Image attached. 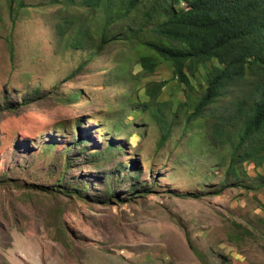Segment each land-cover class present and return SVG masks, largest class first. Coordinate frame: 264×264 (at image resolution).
Masks as SVG:
<instances>
[{"label":"rangeland","instance_id":"1","mask_svg":"<svg viewBox=\"0 0 264 264\" xmlns=\"http://www.w3.org/2000/svg\"><path fill=\"white\" fill-rule=\"evenodd\" d=\"M23 1V18H16L9 1L0 0V264H264V237L258 231L240 239L232 235L264 230L254 223L264 218V190L244 192L231 185L212 196H191L197 183L186 166L188 153L195 156L191 144L187 150L186 138L180 140L178 154L174 135L156 152L160 130L140 113L139 104L126 103L134 108L128 129L114 136L125 140L124 153L116 154L119 148L113 153L116 145L108 142L115 131L113 114L105 102L122 104L125 89L132 100L145 101V82L166 79L158 100L176 104L185 101L183 86L164 67L143 76L134 56L137 42L107 44L102 56L73 78L70 73L86 56L56 40L53 13L59 6ZM117 68L121 75L141 74L138 81L124 82L117 79ZM74 91L80 92L76 103L60 102L59 96ZM79 137L88 140L90 151L104 146L108 163L103 168L83 162L78 146L64 168V153ZM117 160H133L142 170L141 180L157 175L158 185L188 195L171 197L151 189L131 201L118 188L117 195L105 199L102 172L111 171ZM246 166L254 175V165ZM82 183L84 192L77 189Z\"/></svg>","mask_w":264,"mask_h":264},{"label":"trees","instance_id":"2","mask_svg":"<svg viewBox=\"0 0 264 264\" xmlns=\"http://www.w3.org/2000/svg\"><path fill=\"white\" fill-rule=\"evenodd\" d=\"M8 1L10 12L16 18H23L20 8L25 2ZM15 1L16 5L13 4ZM45 2L59 6L53 13L56 40L65 48L86 56L81 66L70 73L73 78L93 58L102 56V48L107 44L121 41V45L130 46L137 42L134 56L143 76L164 67L171 73L169 78L176 79L183 86L185 101L176 104L172 100H158L166 79L145 82V101L139 97L132 100L130 90L124 88L122 104L115 106L105 102L108 111L113 114L115 131L108 140L113 146L116 145L113 153L118 148L116 154L124 153L125 140L118 141L114 136L119 130L128 129V113H132L134 108H128L127 104H139L140 113L149 116L160 130L156 152H161L162 144L172 141L174 135L179 137L172 142L179 150L178 154L182 153L180 140L186 138L188 144L183 143L187 145V150L191 144V153L195 156L188 153L190 164L186 166L189 175H194L197 182L195 189L189 193L191 196H212L213 193L219 194L221 187L231 185L243 188L244 192L264 190V0ZM123 20L125 22L121 23ZM65 24L69 27H64ZM149 33L156 34L158 39L146 37ZM13 54L11 48L10 55L13 57ZM117 70L119 68L116 74L120 75L117 79L122 78L124 82L138 81L141 74L121 75ZM34 93L39 94V88L34 89ZM68 94L63 99L59 96L60 102L76 103L80 92ZM4 101L9 103L6 95ZM4 104L10 108L7 103ZM81 120L75 121V128L80 126ZM62 127L66 129V126ZM131 136L128 137L129 141ZM85 140L79 137L74 141V146L68 148V154L64 153L65 169L75 158L70 152L77 146L79 154H84L83 162L97 168H103L108 163L104 146L98 145L96 151H90L88 140ZM103 158L104 162L100 163ZM134 163L133 160H117L111 171L102 172L105 199L117 195L118 188L124 189L129 200L136 197L139 200L151 189L153 192L164 191L171 197L188 195L158 185L157 175L150 181L141 180L142 170H137ZM249 164L254 165V175L247 169L246 165ZM66 184L72 188L77 186L71 180ZM85 187L82 183L77 189L84 192ZM254 223L264 228V218ZM257 231L264 237V230L259 228L246 233L245 230L236 231L232 235L240 239L247 237V234L255 236ZM196 252L203 256L197 248ZM223 257L229 258L227 255Z\"/></svg>","mask_w":264,"mask_h":264}]
</instances>
